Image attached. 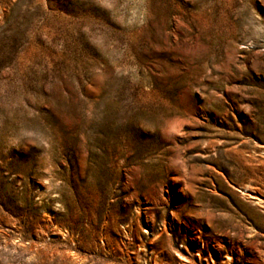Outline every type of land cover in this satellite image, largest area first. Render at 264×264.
I'll use <instances>...</instances> for the list:
<instances>
[{
    "label": "rangeland",
    "instance_id": "obj_1",
    "mask_svg": "<svg viewBox=\"0 0 264 264\" xmlns=\"http://www.w3.org/2000/svg\"><path fill=\"white\" fill-rule=\"evenodd\" d=\"M0 264H264V0H0Z\"/></svg>",
    "mask_w": 264,
    "mask_h": 264
}]
</instances>
